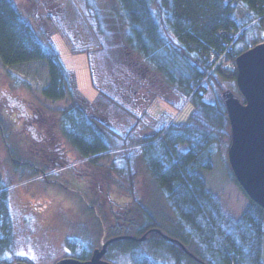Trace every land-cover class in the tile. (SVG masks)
<instances>
[{
	"label": "trees",
	"instance_id": "obj_1",
	"mask_svg": "<svg viewBox=\"0 0 264 264\" xmlns=\"http://www.w3.org/2000/svg\"><path fill=\"white\" fill-rule=\"evenodd\" d=\"M113 1L114 7L112 4L105 10L112 12L113 21L117 23L106 26L99 14L98 4L94 3L93 7L90 0L86 3L87 15L92 18L91 25L103 44L100 47L107 48L120 40L118 42L123 44L127 54L112 50L113 61L120 71L128 74L136 64L140 67L148 65L185 99L179 111L191 104V112L185 120L178 121L183 115L181 113L171 124L161 126L155 135L144 136L137 141H131L132 128L125 135L115 133L105 123L87 115L86 105L93 103L79 93L74 73L63 64L60 51L49 35L44 34L37 23L24 17L13 0H0L1 66L31 61L46 63L50 81L40 89L36 99L40 97L42 103L49 101L54 105L67 99L71 102L67 107H52L53 114L46 111L50 118L59 119L65 137L64 144L57 149L52 143L57 141L55 134H37L31 140L29 131L24 128L28 120H32L30 124L34 126L37 110H41L40 104L27 108L21 119L19 110L13 111L10 104L6 106L9 110L2 107L0 135L11 163L15 167L17 146L19 151H25L37 141L46 146L39 157L46 166L54 164L50 161L67 157L70 163H79L77 167L72 165L68 171L82 168L85 175L83 184L88 185L89 181L92 186L95 175L91 169H96L99 177H104L105 174H100L99 170L105 166L100 161L111 156L113 159L106 166L108 180L103 182L110 201L105 212L102 206H98L99 219L102 228L113 233L112 236L140 238L146 235L144 240L124 238L110 244L119 252H125L131 264H264L263 208L249 199L250 203L242 215L238 219L233 218L207 189L201 173V170L213 168V158L221 145L220 138L227 136V129L230 128L221 95L218 102L205 100L206 82L219 85V76L237 80V56L264 41L263 36L248 44L257 28L264 32V0H230L229 4H224L223 0ZM77 34L74 33V38L82 43L83 36ZM90 69L92 83L98 90L96 100L104 98L121 106L114 96L104 94L105 88H102L99 82L101 76H98L104 69L98 72L91 62ZM0 71L6 73L3 69ZM102 129L115 135L121 143L111 144ZM22 133L24 139L20 143L15 138ZM179 144L187 145L188 149L180 151ZM135 155L142 156L139 159L145 172L160 187L163 195L161 202L171 210V222L177 235L180 230L191 239L167 232L156 211L144 208L135 197L136 173L132 167ZM28 164L33 166V163ZM46 166L36 170L33 166L36 175H32L33 172L27 180L44 176ZM230 173L238 183L232 168ZM7 189L0 180V264L14 262L10 253L15 231ZM112 201L115 206L109 212ZM170 238L182 239L183 246ZM147 243L159 246L160 253H148L145 250ZM68 244L76 247L78 239L69 238ZM81 245L84 252L86 247L82 241ZM90 257L84 255L77 258L86 260Z\"/></svg>",
	"mask_w": 264,
	"mask_h": 264
},
{
	"label": "rangeland",
	"instance_id": "obj_2",
	"mask_svg": "<svg viewBox=\"0 0 264 264\" xmlns=\"http://www.w3.org/2000/svg\"><path fill=\"white\" fill-rule=\"evenodd\" d=\"M13 1L21 14L37 23L39 29L49 35L59 49L63 64L75 75L79 93L88 102L93 103L90 106L86 105L87 115L105 123L115 133L125 135L132 128L131 141H137L144 136L155 135L161 126L171 124L177 120L181 113L183 115L178 121L185 120L191 112V104L185 105L186 108L179 111V107L184 104L185 99L175 93L159 73H156L148 65L143 64L140 67L136 64V67L132 68L128 74L125 71H120L113 61L112 50L122 54H127V52L123 50V44L118 42L120 40L108 45L107 48L100 47L103 44L91 25L92 18L87 15V0ZM229 1L223 0V3L229 4ZM90 2L93 7L94 3L98 4V11H100L99 14L102 16L105 26L117 23L113 21L115 17L113 14L111 15L112 12L105 10L111 8L112 4L114 7L113 0H90ZM233 5L234 2L231 3V6ZM77 32V35L83 36L82 43H79L76 37L74 38V33L76 35ZM263 36L264 32L257 28L255 34L248 40V44L260 40ZM90 62L98 72L104 69L98 75L101 76L99 82L102 88H105L104 94L109 97L114 96L121 106L104 98L96 100L98 90L92 83ZM1 68L6 73L0 71V110L10 104L13 111L19 110L18 114L21 119V116L27 113V108L30 109L32 105L35 108L34 104H40L41 110H37L34 126L30 124L32 120H28L24 128L29 131L31 140L35 139L37 134L45 135L49 132L52 133V136L55 134L57 141L52 143L56 144V149L58 146L61 148L65 137L60 129V121L59 119L57 121V117H54L55 120L50 118L48 116L50 114L46 111L51 112L53 111L51 108L57 106L67 107L71 102L67 99L54 105L49 101L42 103L40 97L39 100L36 99L40 89L47 86L50 81L46 63L31 61L8 67L0 64V70H2ZM219 81L221 88L217 83L208 84L206 82L208 85V89L204 91L206 101L218 102L220 95L226 90L238 92L235 80H227L223 76H219ZM13 101L15 103L12 104ZM6 109L9 110V108ZM51 114L53 113L51 112ZM102 130L111 144L121 143L119 138H115V135L112 136L104 129ZM23 137L22 133L21 136H16L15 140L21 143ZM223 137L220 138L219 152L213 158V168L201 170V173L205 178L207 189L218 198L223 209L230 216L238 219L250 201L230 173L231 128L228 127L227 136ZM2 141L4 139L0 135V180L9 190L15 231L14 246L10 253V258L13 261L22 259L31 264H55L64 257L91 255L106 239L113 235L104 227L102 228L98 209L100 205L105 212L110 201L103 182L108 180L105 175H107L106 168L113 159L111 156L104 157L100 161L105 166L99 170L100 174H105L104 177L101 175L99 177L96 169H91L95 175V181L91 186L89 181L88 185L83 184L85 175L82 168L83 173L79 168L68 171L73 167L72 165L77 167L79 163L72 164L67 157L62 160L50 161L54 164L46 166L45 161L42 162L39 158L46 146L37 141V144L31 143L25 151H19L20 149L16 145L18 154H15L17 162L14 167L10 157L6 154ZM67 149H69L68 146ZM67 149L65 148V151ZM178 149L186 151L188 147L179 144ZM139 158L142 156L135 155L132 164L136 173L135 197L144 208L155 210L160 220L165 224L166 231L176 236V228L171 222V210L161 202L163 200L162 191L153 182L151 176L145 172V167ZM28 162L33 163V166L36 167L35 170L46 166L47 169L43 171L45 175L27 180L29 176L32 177L33 172L32 175H36L34 167ZM46 164H48L47 161ZM114 206L112 201L109 212L113 210ZM178 235L191 239L188 234L180 230H178ZM69 238L78 239L76 247H71L68 244ZM81 241L86 247L84 252H82ZM112 247H109L106 259H110L114 264H131L125 252H119L118 248ZM145 250L148 253H160L161 248L147 243Z\"/></svg>",
	"mask_w": 264,
	"mask_h": 264
},
{
	"label": "water",
	"instance_id": "obj_3",
	"mask_svg": "<svg viewBox=\"0 0 264 264\" xmlns=\"http://www.w3.org/2000/svg\"><path fill=\"white\" fill-rule=\"evenodd\" d=\"M236 66L237 85L245 103L232 90H226L221 96L232 128L229 161L237 181L264 210V43L237 56ZM115 239L107 240L89 260L69 257L56 264H113L103 257L108 244ZM9 264L29 263L16 261Z\"/></svg>",
	"mask_w": 264,
	"mask_h": 264
}]
</instances>
